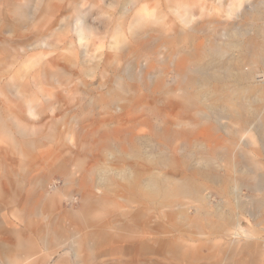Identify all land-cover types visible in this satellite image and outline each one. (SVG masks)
I'll use <instances>...</instances> for the list:
<instances>
[{"label":"rangeland","instance_id":"obj_1","mask_svg":"<svg viewBox=\"0 0 264 264\" xmlns=\"http://www.w3.org/2000/svg\"><path fill=\"white\" fill-rule=\"evenodd\" d=\"M137 1L0 0V264H264V56L249 49L264 42V0ZM176 4L192 7L191 26L179 23ZM79 15L93 25L87 48L72 33ZM179 62L192 72L232 66L236 86L249 87L234 97L237 111L201 92V82L188 94H154ZM239 150L238 167L228 168L225 158ZM161 159L172 163L160 167ZM154 174L197 187L176 203L187 217L165 219L167 208L149 205L130 183L144 187ZM241 178L244 187L235 184ZM254 178L262 190L248 189ZM234 221L248 236L233 235Z\"/></svg>","mask_w":264,"mask_h":264},{"label":"bare ground","instance_id":"obj_2","mask_svg":"<svg viewBox=\"0 0 264 264\" xmlns=\"http://www.w3.org/2000/svg\"><path fill=\"white\" fill-rule=\"evenodd\" d=\"M139 1V0H138ZM137 1V2H138ZM149 1V0H147ZM173 1V0H171ZM136 2V0H135ZM45 3V2H44ZM148 3V2H147ZM137 4V3H136ZM139 4V3H138ZM256 5V4H255ZM62 6V5H60ZM140 6V4H139ZM198 6V5H197ZM148 7V6H147ZM251 7V6H250ZM44 8V7H43ZM192 8V7H191ZM187 4H182V5H175L173 6L171 9H173V11L178 15V20H179V23L183 25V28L185 29L186 27H188L189 25L191 26L192 23H194L195 21V15L190 11L191 9ZM19 9V8H18ZM251 9V8H250ZM15 10V9H14ZM51 10V9H50ZM149 10V9H148ZM203 10V9H202ZM22 11V10H21ZM245 11V10H244ZM247 11V10H246ZM253 11V9H252ZM16 13V11H14ZM20 12V11H19ZM52 12V11H51ZM149 12V11H148ZM254 12V11H253ZM48 13V12H47ZM247 13V12H246ZM21 16H24V13H19ZM139 14V13H138ZM151 14V13H150ZM156 15H154V19H157L159 20L161 18V14L160 13H155ZM226 14V13H225ZM245 14V13H244ZM141 15V14H140ZM227 15V14H226ZM246 15V14H245ZM57 16V15H56ZM138 16V15H137ZM223 16V15H222ZM52 17V16H51ZM139 17V16H138ZM53 18V17H52ZM152 18V17H151ZM164 18V17H163ZM197 18V17H196ZM20 19V18H18ZM225 19V18H224ZM143 20V19H142ZM144 20H146L144 18ZM150 20V19H149ZM236 20V19H235ZM138 21V20H136ZM156 21V20H155ZM165 21V20H164ZM223 21V20H222ZM237 21V20H236ZM239 21V20H238ZM241 21V20H240ZM141 22V21H140ZM139 22V23H140ZM65 23V22H64ZM70 23V21H69ZM73 23V22H72ZM67 24V23H65ZM64 24V25H65ZM157 24V23H156ZM196 24V23H195ZM63 25V24H62ZM93 25H91L92 27ZM134 26V25H133ZM67 27V26H66ZM91 27L82 19V15H79L75 24L73 25L72 27V33L74 34L75 38H76V42L78 44V47H85L87 48V34L91 31ZM193 27V26H192ZM62 28V27H61ZM60 28V29H61ZM132 30V29H131ZM181 30V29H180ZM179 30V31H180ZM196 30V29H195ZM68 31V30H67ZM167 32V31H166ZM70 33V31H69ZM157 33V32H156ZM165 33V32H164ZM123 34V33H122ZM125 34V33H124ZM129 34V33H128ZM170 34V33H169ZM185 34V33H184ZM194 34H197L194 33ZM193 34V36H194ZM91 35V34H89ZM126 35V34H125ZM153 35V34H152ZM158 35V34H157ZM162 35V34H161ZM173 35V34H172ZM129 36V35H128ZM135 36V35H134ZM168 36V35H167ZM170 36V35H169ZM185 36V35H184ZM190 36V34L188 35ZM192 36V35H191ZM190 36V37H191ZM176 37V36H175ZM188 37V38H190ZM122 38V37H121ZM181 39V38H180ZM191 39V38H190ZM193 39V38H192ZM198 39V38H197ZM121 40V39H120ZM173 40V39H172ZM178 40H179V36H178ZM177 40V41H178ZM226 40V39H225ZM40 41V40H39ZM166 41V40H165ZM174 41V40H173ZM180 41V40H179ZM243 41V40H242ZM41 42V41H40ZM39 43V42H38ZM164 43V42H163ZM165 44V43H164ZM247 44V43H246ZM118 45V44H116ZM166 45V44H165ZM252 45V46H251ZM54 46V45H53ZM221 46V45H220ZM248 46V45H247ZM249 49L252 48L254 50V52L257 54V60L261 59L263 56H264V42L263 41H259V40H251L250 43H249ZM165 47V46H164ZM171 47H173L171 45ZM226 47V46H224ZM103 48V47H102ZM166 48V47H165ZM175 48V47H174ZM218 48V47H217ZM233 48V47H232ZM119 49V48H118ZM117 49V50H118ZM155 49V48H154ZM167 49V48H166ZM172 49V48H171ZM181 49V48H180ZM216 49V48H215ZM229 49V48H228ZM248 49V50H249ZM103 50V49H102ZM188 50V49H187ZM164 51V50H163ZM167 51V50H166ZM170 51V50H169ZM173 51V50H172ZM180 51V50H179ZM218 51H219V48H218ZM250 51V50H249ZM252 51V50H251ZM162 51H160L161 53ZM182 52V51H181ZM179 52V53H181ZM200 52V51H199ZM217 52V51H216ZM158 53V52H157ZM163 53V52H162ZM177 53V52H176ZM189 53V52H187ZM224 53V52H223ZM233 54V53H232ZM236 54V53H235ZM254 54V53H253ZM163 55V54H162ZM167 55V54H166ZM178 55V54H177ZM221 55V54H220ZM228 56V54H226ZM53 56V55H52ZM58 56V55H57ZM204 56V55H203ZM202 56V57H203ZM208 56V55H207ZM212 56V55H211ZM216 56V55H215ZM226 56V57H227ZM233 56V55H232ZM146 57V56H145ZM162 57V56H161ZM181 57V56H180ZM179 57V58H180ZM199 57V56H198ZM201 57V56H200ZM201 57V58H202ZM169 58V57H168ZM191 57H189L190 59ZM210 58V56H209ZM229 58V57H228ZM203 59L205 60V58L203 57ZM216 59V58H215ZM148 60V59H147ZM187 60V59H185ZM184 60V61H185ZM212 60V59H211ZM222 60V59H221ZM244 60V59H243ZM177 61V60H176ZM192 61V59H191ZM50 62V61H49ZM222 62V61H221ZM51 63V62H50ZM177 63V62H175ZM180 63V62H179ZM178 63V64H179ZM185 63V62H184ZM206 63V62H205ZM225 63V61H224ZM236 63V62H234ZM58 64V63H57ZM176 65L177 67L170 71V73H168L167 75V79L168 81L170 80V82L167 81L166 85L164 86H160L159 89L155 92H153L154 94H159L160 92H162V94H180V93H184V94H188V90L190 87H193V85L196 83H204L205 84V89H203V91L201 92H205V90L208 91H211V93L213 92V94H217L215 99L217 101H221L220 103H225L226 105H228L230 108L234 109L235 111H237L236 109L239 107L238 103L234 102V97L238 94H240V92L244 89V90H249V87L247 89L243 88L242 90L238 87V85L236 86V84H238L239 82V75L238 74H234L233 73V68L232 66H224L222 68H218L217 69H208V68H198L197 71H189L188 70V67L187 65ZM240 64V63H239ZM243 64V63H242ZM247 64V63H246ZM53 65V64H52ZM212 65V64H211ZM175 66V65H174ZM205 66V65H204ZM235 66V65H234ZM172 68V67H171ZM214 68V67H213ZM153 70V69H152ZM241 71V70H240ZM248 71V70H247ZM145 72V71H144ZM143 72V74H144ZM146 72H147V69H146ZM192 72V73H191ZM242 72V71H241ZM244 72V71H243ZM250 72V71H249ZM131 76H132V73L133 72H130ZM150 73V72H149ZM148 74V73H147ZM242 74V73H241ZM142 74H140L141 76ZM151 76V75H149ZM156 76V75H154ZM135 77V76H134ZM163 77V76H161ZM128 78H129V74H128ZM151 78V77H150ZM159 78V77H158ZM251 78V77H250ZM154 79V77H153ZM165 79V78H164ZM132 80V79H131ZM152 80V79H151ZM244 80V78H243ZM242 80V81H243ZM249 80V78L247 79ZM159 81V79H158ZM161 81V79H160ZM252 81V80H251ZM153 82V81H152ZM157 82V81H156ZM163 82V81H162ZM161 82V83H162ZM253 82V81H252ZM160 83V82H159ZM240 83V82H239ZM145 84V83H144ZM158 85V84H157ZM161 85V84H160ZM145 87V85H143ZM202 87V86H201ZM243 87V86H242ZM263 87V86H262ZM149 88V87H148ZM155 88V87H153ZM152 89V88H151ZM143 90V89H141ZM241 90V91H240ZM243 90V91H244ZM252 90V89H251ZM262 90V89H261ZM149 91V90H148ZM159 92V93H158ZM260 92V91H258ZM143 93H146V92H143ZM210 93V94H211ZM256 94V93H255ZM261 94V92H260ZM160 95V94H159ZM198 95V94H197ZM207 95V94H206ZM250 97V96H249ZM155 99V98H154ZM172 99V97H171ZM170 99V100H171ZM243 99V98H242ZM197 100V99H196ZM215 100V101H216ZM244 100V99H243ZM198 101V100H197ZM202 100H200L201 102ZM248 101V100H247ZM168 102V101H167ZM166 102V103H167ZM169 102H172V101H169ZM250 102V101H249ZM254 102V101H253ZM260 102V101H259ZM199 103V102H198ZM214 103V102H213ZM204 104V103H203ZM244 104V103H243ZM248 104V102H247ZM205 105V104H204ZM219 105V104H218ZM225 105V106H226ZM254 105V104H252ZM207 106V105H206ZM205 106V107H206ZM224 106V107H225ZM217 107V106H216ZM254 107V106H253ZM247 108V107H246ZM223 109V108H222ZM254 109V108H253ZM149 110V109H148ZM260 111H257L258 113L257 114H260V116H263L264 117V100L261 101V104L259 103V109ZM233 111V110H232ZM161 112V111H159ZM252 112V111H251ZM238 113V112H237ZM236 114V113H235ZM240 114V113H239ZM246 114V113H244ZM242 115V114H241ZM238 116V115H236ZM255 116V115H253ZM197 117V116H196ZM202 117V116H201ZM254 118V117H253ZM257 119V118H256ZM171 120V119H170ZM217 120V119H216ZM252 120L251 117H246V120H245V123L243 124L244 126L250 121ZM262 121V119H260ZM241 121V120H240ZM177 122V120H176ZM221 122V121H220ZM227 122V121H226ZM162 123V121H161ZM160 123V125H162ZM221 124V123H220ZM261 124V123H260ZM2 125L4 126V124L2 123ZM248 125V124H247ZM164 126V125H163ZM173 126V125H171ZM170 126V127H171ZM175 126V125H174ZM219 126V124H218ZM264 126V125H263ZM169 127V126H168ZM239 127V126H238ZM167 128V127H166ZM224 128V127H223ZM171 129V128H170ZM231 130V129H230ZM235 130V129H234ZM164 131H167L168 132V135H166V140L167 142H171L174 138H175V133L174 135L172 134V130H164ZM222 131V130H221ZM232 131V130H231ZM251 131V130H250ZM174 132V131H173ZM238 132V131H237ZM256 132V131H255ZM8 133V131H7ZM160 133V132H159ZM162 133V132H161ZM177 133V132H176ZM234 133V132H233ZM261 133V132H259ZM228 134V133H227ZM230 134V133H229ZM160 135V134H159ZM165 135V134H164ZM231 135V134H230ZM261 135V134H260ZM235 136V135H234ZM164 137V138H165ZM237 137V136H236ZM242 137V136H241ZM246 137V136H245ZM260 137V136H258ZM257 137V138H258ZM235 138V137H234ZM252 138L254 139L255 138V135L252 136ZM237 139V138H236ZM253 139L251 143H253ZM164 140V139H163ZM248 140V139H247ZM236 142V141H235ZM248 145V144H247ZM246 145V146H247ZM254 146V144H253ZM248 147V146H247ZM260 149V148H259ZM259 149H256V150H259ZM253 150V149H251ZM141 151H139L138 149H135V154L136 155H139ZM257 152V151H256ZM260 152V151H259ZM244 154V151L243 150H239V153L238 155H234L233 153L230 155H228L225 159L227 161V167L228 168H231L234 170L233 167H238V163L240 160H236V158H238L239 155H242ZM259 154V153H258ZM257 154V156H258ZM203 155V154H202ZM140 157V156H139ZM241 157V156H240ZM252 158V157H251ZM203 161H206L207 163H212V162H215V160H217L216 157H213L211 155H206V157H203L202 158ZM205 162V163H206ZM172 162L171 161H167V160H164V159H161L158 161L157 165H159L160 167H166V166H169ZM208 165V164H207ZM210 166V165H209ZM225 166V165H224ZM211 169H212V166H210ZM169 168V167H168ZM206 168V166H205ZM243 168V167H242ZM241 168V169H242ZM202 169V168H200ZM240 170V169H239ZM243 170V169H242ZM251 170V169H250ZM160 171V170H159ZM197 171V170H196ZM234 172V171H233ZM250 172V171H249ZM129 173V172H128ZM194 173V172H193ZM197 173V172H196ZM200 174H203L205 176H207L208 178H210V180L212 181H215V182H220V183H228L229 182V178H219L218 176H216L215 174H212V172H210V170H200L199 171ZM238 173V172H237ZM252 173V172H250ZM249 173V174H250ZM120 174V173H119ZM218 174V173H217ZM242 174V173H241ZM195 175V174H194ZM235 175V174H234ZM233 175V176H234ZM128 176V175H127ZM130 176V175H129ZM128 176V177H129ZM197 176V175H196ZM133 177V176H132ZM186 177V176H185ZM108 178V177H106ZM208 178H206V180H208ZM149 179V178H148ZM171 178L169 179H165L163 178L162 176H159V175H153L151 176L150 178V182L147 183L146 186L144 187H141V185H139L138 181L137 180H134L131 183V185L133 187H138V188H141V194L145 197V199L148 201L149 205H151L152 207L154 208H160V209H163V208H167L166 210V213H163V216L165 219L167 220H170L171 222H174L175 220H178L179 218L182 219V218H185L187 217L186 216V211L183 209V206L180 208L179 206L176 205V203L178 202H183L185 201L187 198H190V197H193L194 195H196L198 193V189L195 185L193 184H190V183H187V182H180V181H176V180H170ZM132 180V179H131ZM178 180V179H177ZM263 180V179H262ZM106 181V180H105ZM108 181V180H107ZM112 181V180H111ZM245 180L243 178H241L239 181L238 179L235 180V184L237 186L239 185H244L247 183L244 182ZM110 182V181H109ZM144 182V181H143ZM211 182V181H210ZM214 182V183H215ZM107 183V182H106ZM115 183V182H114ZM128 183V182H127ZM233 183V182H232ZM252 183L253 184H247L248 186V189L250 190H262V187H261V182L259 180H256L255 178L252 180ZM264 183V182H263ZM262 183V185H264ZM108 184V183H107ZM213 184V183H212ZM219 184V183H218ZM217 184V185H218ZM220 186V185H219ZM225 186V185H224ZM246 186V185H245ZM106 187H109V186H106ZM218 187V186H217ZM227 188V187H226ZM233 188V187H232ZM101 189V188H100ZM129 189V188H128ZM213 189V188H212ZM241 189V188H240ZM264 189V187H263ZM109 190V189H108ZM111 190V189H110ZM217 190V189H216ZM226 190V189H225ZM107 191V190H106ZM223 191V190H222ZM230 191V190H229ZM244 192V191H243ZM134 193V192H133ZM204 193V192H202ZM242 193V192H241ZM218 194V193H217ZM223 194V193H222ZM137 195V194H136ZM244 195V194H243ZM246 195V194H245ZM222 196V195H221ZM229 196V195H228ZM132 197V195H131ZM141 197V196H140ZM136 199V198H135ZM143 199V198H142ZM209 199V198H208ZM237 200V199H236ZM145 202V201H144ZM87 203H97V204H100L102 203V199L99 198H92L90 199ZM179 205V204H178ZM175 207H179V209L176 211L173 210V208ZM229 209V208H228ZM232 209V208H231ZM264 210V209H263ZM231 212V211H230ZM220 213V212H219ZM230 214V213H229ZM240 214V213H239ZM81 217L86 218L88 219L89 216H87L86 214L84 213H81L80 214ZM189 216V215H188ZM80 217V216H79ZM146 217V213L145 211L141 210V211H137L136 214H135V219L137 220L136 223H143L144 219ZM229 217V216H228ZM238 218V217H237ZM179 219V220H180ZM230 219H233L234 220V217L233 218H230ZM126 220V219H125ZM90 221V219L88 220ZM133 221V220H132ZM185 221V219H184ZM238 221V220H237ZM237 221H234V227L236 228L235 230V233L233 234L235 237L237 238H243V237H246L248 236V233L246 231H244V229L242 228L241 224ZM264 221V220H263ZM153 222V221H152ZM245 223V222H244ZM90 224V223H89ZM88 224V225H89ZM95 224V223H94ZM135 224V223H134ZM151 224V223H150ZM141 225V224H140ZM134 226V225H133ZM144 226V225H142ZM188 227V226H187ZM210 227V226H209ZM213 227L215 229H218V230H223L224 226L222 223H213ZM250 227H251V224H250ZM127 228V227H126ZM190 228V226H189ZM188 228V229H189ZM183 230V229H182ZM148 231V230H147ZM146 231V232H147ZM152 231V230H151ZM208 231V230H207ZM153 232V231H152ZM191 232V231H190ZM200 232V231H199ZM151 233V232H150ZM218 236V235H217ZM188 237V236H187ZM216 237V236H215ZM234 237V238H235ZM62 237H60L61 239ZM190 238V237H189ZM219 238V237H218ZM223 238V236H222ZM231 239V238H230ZM142 240V239H141ZM209 240V239H208ZM240 241V240H239ZM101 242V241H100ZM144 242V241H143ZM149 242V241H148ZM160 242V241H159ZM155 244V243H154ZM100 245V244H99ZM169 245V244H168ZM8 246V245H7ZM171 246V245H170ZM200 246V245H199ZM205 246V245H204ZM203 246V248H204ZM103 247V246H102ZM166 247V246H165ZM181 247V246H180ZM202 247V246H201ZM1 248V247H0ZM100 248V247H99ZM115 248V247H114ZM118 248V247H117ZM116 248V249H117ZM140 248L141 249H144V246L141 244L140 245ZM151 247L150 246H146V249H150ZM200 248V247H198ZM3 249V248H2ZM1 249V251H2ZM113 249V248H112ZM129 249V248H128ZM163 249V248H162ZM169 249V248H168ZM171 249V248H170ZM185 249V248H184ZM245 249L252 253L251 255V258H253V256H255V251L253 249V247L251 246H247L245 247ZM100 250V249H99ZM152 250V248H151ZM154 250V249H153ZM159 250V248H158ZM202 250V249H201ZM166 251V250H165ZM174 251V249H173ZM218 251V250H217ZM4 252V251H3ZM154 252V251H153ZM189 252V251H188ZM242 252V251H241ZM141 253V252H140ZM4 254V253H3ZM9 254V253H8ZM70 254V252H69ZM74 254V253H73ZM195 254V253H194ZM197 254V253H196ZM195 254V255H196ZM109 255V254H108ZM187 255V254H185ZM2 256V254H1ZM183 256V254H182ZM22 257V256H21ZM60 257V256H59ZM68 257V256H67ZM104 257V256H103ZM187 257V256H186ZM208 257V256H207ZM183 258V257H182ZM203 258V257H202ZM206 258V257H205ZM228 258V257H227ZM34 259V258H33ZM51 259V258H50ZM189 259V258H188ZM36 260V259H35ZM34 260V261H35ZM62 260V258H61ZM109 260V259H108ZM187 260V259H186ZM246 260V259H245ZM253 260V259H252ZM107 261V260H106ZM114 261V260H113ZM119 261V260H118ZM188 261V260H187ZM248 261V260H247ZM50 262V261H49ZM61 262V261H59ZM192 262V261H191ZM250 262H253V261H250ZM5 263V262H4ZM33 263V262H32ZM74 263V262H73ZM113 263V262H112ZM249 263V261H248Z\"/></svg>","mask_w":264,"mask_h":264},{"label":"crops","instance_id":"obj_3","mask_svg":"<svg viewBox=\"0 0 264 264\" xmlns=\"http://www.w3.org/2000/svg\"><path fill=\"white\" fill-rule=\"evenodd\" d=\"M126 236H127V234L125 233V236L123 237V239H125V240H123L122 242L126 244V245L124 246V249H125V251H126V253H127V250L132 249L133 247H130V246H129V244H128V240H127V237H126ZM92 239H93V242H94V243L97 241V237H94V238H92ZM104 239H105V238H103L102 241H103ZM101 243H103V242H100V244H101ZM96 244H97V243H96ZM132 245H133V244H132ZM139 247H140V246H139ZM112 248H113V250H115V249L117 248V246H116L115 248H114V247H112ZM112 248H111V249H112ZM128 248H129V249H128ZM104 252L107 253V251H104ZM98 256H99V257H103L104 255H103V256H102V255H95V259H94L95 261L97 260L96 258H97ZM106 256H107V255H106ZM99 257H98V258H99ZM104 258H105V257H103V258H101V259H104ZM119 259H120V258H119ZM121 260H122V259H121Z\"/></svg>","mask_w":264,"mask_h":264}]
</instances>
